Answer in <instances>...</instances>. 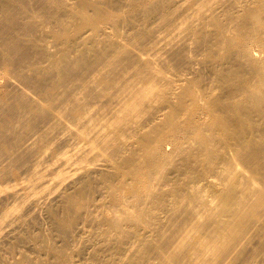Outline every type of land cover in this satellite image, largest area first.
Segmentation results:
<instances>
[{"label":"bare ground","instance_id":"1","mask_svg":"<svg viewBox=\"0 0 264 264\" xmlns=\"http://www.w3.org/2000/svg\"><path fill=\"white\" fill-rule=\"evenodd\" d=\"M44 1L2 4L0 242L53 199L56 264H264V0Z\"/></svg>","mask_w":264,"mask_h":264},{"label":"rangeland","instance_id":"2","mask_svg":"<svg viewBox=\"0 0 264 264\" xmlns=\"http://www.w3.org/2000/svg\"><path fill=\"white\" fill-rule=\"evenodd\" d=\"M8 0H0V18L4 16L2 4ZM23 0L22 13L18 20L22 23L28 16V13L42 14L45 18L49 15L45 12L44 0ZM38 22V21H37ZM7 31L11 30L15 25L4 24ZM3 26H0V31ZM2 36L0 35V40ZM2 152L0 151V155ZM25 157L20 156L12 159L8 163L0 164V176L2 180L15 184L22 180L25 175L23 165ZM12 202V198L6 193L0 197V208L6 209ZM55 213L59 217H64L62 202L48 200L45 204L40 205L38 209L24 208L19 224L12 227L4 239L0 242V264L19 259L27 256L29 264H56L57 257L50 254L47 250L45 237L48 238L60 251H64L65 255H74L78 251V245L73 241L67 240L66 245L57 232V223L52 216ZM1 214V213H0ZM80 246V245H79ZM83 247V246H82ZM84 249V247H83ZM77 256V255H76ZM83 254L77 258L79 263L84 262Z\"/></svg>","mask_w":264,"mask_h":264}]
</instances>
